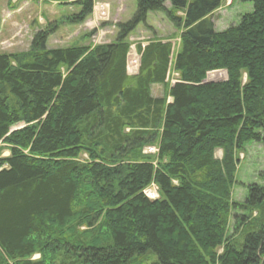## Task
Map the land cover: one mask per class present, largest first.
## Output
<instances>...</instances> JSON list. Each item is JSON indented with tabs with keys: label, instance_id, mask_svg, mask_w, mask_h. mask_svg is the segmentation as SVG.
Segmentation results:
<instances>
[{
	"label": "trees",
	"instance_id": "1",
	"mask_svg": "<svg viewBox=\"0 0 264 264\" xmlns=\"http://www.w3.org/2000/svg\"><path fill=\"white\" fill-rule=\"evenodd\" d=\"M222 1L136 0L109 45L48 49L49 25L0 54V264H264L263 186L247 187L250 217L227 241L238 156L264 146V0L216 32ZM76 5L79 25L94 1ZM150 13L181 32L178 51L139 43L130 75L128 39Z\"/></svg>",
	"mask_w": 264,
	"mask_h": 264
},
{
	"label": "rangeland",
	"instance_id": "2",
	"mask_svg": "<svg viewBox=\"0 0 264 264\" xmlns=\"http://www.w3.org/2000/svg\"><path fill=\"white\" fill-rule=\"evenodd\" d=\"M77 1L79 0H0V54L30 51L34 35L47 29L49 25H55L58 29L48 38V49L109 45L117 39V25L130 21L137 6L136 0H93L94 9L91 16L85 22L75 25L70 22L71 18L80 13V8L76 5ZM165 5L170 9L169 2ZM252 11V4L242 3L241 0H223L221 7L212 16L215 31L222 32L236 26L243 15ZM180 34L181 32L163 14L150 13L146 24L140 25L128 39L131 46L129 56L132 57V54L135 56V61L132 60L131 64L128 61V74L134 75L133 72L139 67V56L136 52V46L139 43L146 46L148 42L155 40L165 42L171 40L176 53ZM213 73L218 74L217 80L210 81L207 78V82L227 80V75H224L225 71ZM177 77L178 74L173 72L170 81H175ZM162 94L161 86L153 89V96H162ZM23 127H25L24 124H20L13 128L12 132ZM262 135L264 136V132ZM0 150L2 158L10 156L8 146L2 142H0ZM215 156L221 159L222 152L217 151ZM238 157L236 184L233 186L231 199L232 203L238 206H232L233 210L227 229V241L232 242L241 241V234H239L241 218L250 217V213L241 208V204H244L247 198V187L253 184L264 187V146L249 145ZM82 159L86 160L87 156L83 155ZM151 192L156 198L157 187L155 185L144 191L146 195ZM257 215L258 213L254 212L252 218ZM221 253L222 249L219 250V254ZM39 259L40 255L32 257L34 261Z\"/></svg>",
	"mask_w": 264,
	"mask_h": 264
},
{
	"label": "built area",
	"instance_id": "3",
	"mask_svg": "<svg viewBox=\"0 0 264 264\" xmlns=\"http://www.w3.org/2000/svg\"><path fill=\"white\" fill-rule=\"evenodd\" d=\"M157 150H155V149H149V152H152V153H154V152H156Z\"/></svg>",
	"mask_w": 264,
	"mask_h": 264
},
{
	"label": "crops",
	"instance_id": "4",
	"mask_svg": "<svg viewBox=\"0 0 264 264\" xmlns=\"http://www.w3.org/2000/svg\"><path fill=\"white\" fill-rule=\"evenodd\" d=\"M166 7H167V6H166ZM158 87H160V86H154L153 89H154V88H158ZM157 97H159V96H157Z\"/></svg>",
	"mask_w": 264,
	"mask_h": 264
},
{
	"label": "water",
	"instance_id": "5",
	"mask_svg": "<svg viewBox=\"0 0 264 264\" xmlns=\"http://www.w3.org/2000/svg\"><path fill=\"white\" fill-rule=\"evenodd\" d=\"M225 74L227 75V73L225 72ZM207 83H211V82H207Z\"/></svg>",
	"mask_w": 264,
	"mask_h": 264
}]
</instances>
